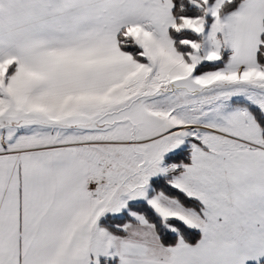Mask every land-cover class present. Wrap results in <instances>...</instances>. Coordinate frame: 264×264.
<instances>
[{
  "label": "snow or ice",
  "instance_id": "snow-or-ice-1",
  "mask_svg": "<svg viewBox=\"0 0 264 264\" xmlns=\"http://www.w3.org/2000/svg\"><path fill=\"white\" fill-rule=\"evenodd\" d=\"M0 264H264V0H0Z\"/></svg>",
  "mask_w": 264,
  "mask_h": 264
}]
</instances>
